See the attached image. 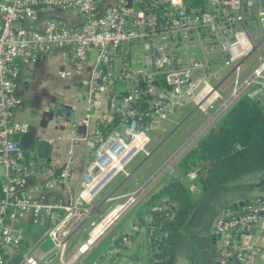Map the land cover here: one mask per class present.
<instances>
[{
	"label": "built area",
	"instance_id": "built-area-1",
	"mask_svg": "<svg viewBox=\"0 0 264 264\" xmlns=\"http://www.w3.org/2000/svg\"><path fill=\"white\" fill-rule=\"evenodd\" d=\"M46 6L76 8L85 19L72 24L48 18L42 29L22 24ZM258 24L264 29V9L258 8L256 0H0V249L22 243L20 214L32 213L37 219L44 213L48 219L45 239L50 245L45 250L37 247L24 252L19 264H52L56 259L72 264L145 189L147 183H137L129 192L109 194L104 201H119L104 212L95 203V197L117 175L131 177L127 165L140 152L151 154L147 146L155 137L154 129L165 131L163 124L171 115L191 103L207 118L158 173L239 97L258 101L264 113V55L249 31ZM57 47L69 49L64 64H71L76 72L84 69L93 52L96 60L84 83L89 105L83 119L74 124L73 146L80 139L78 126L92 118L100 121L92 132L79 188L69 202L55 197L42 201L20 191L19 183L41 173L48 161L28 156L13 139L30 128L27 121L14 118V109L21 103L16 92L20 74L16 59L28 62ZM136 49L143 51L141 68L133 66ZM252 54L259 63L246 72L245 63ZM106 88H110L107 113L101 117L95 112L96 102ZM73 171L70 158L41 186H66ZM169 173L176 176L174 168ZM187 176V190L196 191L197 170H190ZM178 207L168 196L158 205L166 219L173 217ZM96 211L98 218L93 219ZM145 220L151 224L153 214H147ZM262 221L264 199L259 197L219 211L213 227L222 245L220 264H227L230 255L238 264H264V246L250 247L246 236ZM138 229L137 224H131L120 231L115 242L129 246L133 231ZM79 230L86 237L79 239L66 259L70 239ZM146 230L150 241L155 230L152 226ZM149 259L150 264H169L158 253L150 252ZM0 264H7L1 252Z\"/></svg>",
	"mask_w": 264,
	"mask_h": 264
},
{
	"label": "crops",
	"instance_id": "crops-1",
	"mask_svg": "<svg viewBox=\"0 0 264 264\" xmlns=\"http://www.w3.org/2000/svg\"><path fill=\"white\" fill-rule=\"evenodd\" d=\"M256 2L258 8L264 9V0H256ZM48 18L66 23L79 24L84 21L85 16L76 8L46 6L40 8L22 24L31 29H42ZM249 31L255 43L258 45L259 53L264 55V29L258 24V26L255 25L250 27ZM68 52L69 49L57 47L28 62H23L19 58L16 59V63L20 67L16 92L21 99V103L14 109V118L27 121L30 124L29 130L21 134L17 142H19L28 156L45 158L48 161V166L44 168L41 173L22 180L18 187L21 192L42 201H47L49 198L55 197L61 199L63 202H69L73 198L79 188L81 176L85 169L86 159L90 153L92 132L97 122L100 121V118H92L88 123L78 126L77 135L80 139L77 145L73 146L74 124L83 119L84 112L89 105L84 83L96 66V60L95 53L94 55L91 54L90 60L84 69L80 72H76L71 64H64ZM254 66L255 64H246V72L251 71ZM64 71H69V73L62 76L61 72ZM109 91L110 88H106L104 92L100 93L99 97H97L95 112L100 114L101 117L107 113L106 105ZM80 97L83 99H80ZM193 111L194 109L190 111L186 117ZM70 158H72L74 163V171L66 186H56L53 189H46L41 186L44 179L49 177L52 172L58 171L63 163ZM155 165L156 163L148 168L144 180L147 179L148 174L153 170ZM184 171L185 169L183 166L181 173L178 174L175 172V174L176 176H181L184 184L187 185L189 183V178L187 176L188 172L184 173ZM161 172L158 173L157 171L154 174L155 177ZM131 173V177H125L116 189H118L127 178L133 177L134 171H131ZM150 178L147 179V181L150 180ZM171 178L172 175L168 171V174L160 181L156 191ZM154 179L148 182L146 181V187ZM133 181V189L136 188L137 183L141 184L138 180ZM197 184L198 187L196 191H187L192 199L197 200V205L177 234L175 249L173 250L175 252L174 264H220L222 260V245L213 227L215 217L219 211L225 206L241 200L258 197L264 199V171L245 175L242 178L224 185V187H219L211 195L209 194L210 196H204L203 189L198 183V180ZM145 189L143 191H145ZM131 190L122 191L121 193ZM153 194L146 197L143 202L144 207H142V205L138 207L125 227L115 231V236L113 238L114 243L120 244L119 242H115L120 231L124 229L128 230L129 226L134 223L139 226V229L133 231V240L136 233L144 229L147 235V244L149 243L146 226L143 224L142 216H146L145 209ZM231 195H235V197L231 198ZM141 211L144 213H141ZM19 224L24 231V239L21 244L6 248L5 259L7 264H19L24 252L31 251L37 247L45 250L50 245V242L45 239L48 219L44 213H41L37 219H34L32 213L20 214ZM185 225L186 227H184ZM84 236H86V233L83 231L79 230L75 232L70 239V243L71 240H75V242H72L69 246L71 254L76 250L79 239ZM246 236L250 247H263L264 221L254 226ZM95 244L83 255H90ZM131 244L129 246H131ZM193 260H195L194 263ZM146 264H150L149 252H147ZM227 264H238V262L235 257L230 255L227 257Z\"/></svg>",
	"mask_w": 264,
	"mask_h": 264
},
{
	"label": "trees",
	"instance_id": "trees-1",
	"mask_svg": "<svg viewBox=\"0 0 264 264\" xmlns=\"http://www.w3.org/2000/svg\"><path fill=\"white\" fill-rule=\"evenodd\" d=\"M180 164L184 166V173L197 170L204 196L245 175L264 171V113L258 101L239 97L187 150ZM187 191L181 176L172 177L153 194L145 209V215L153 214V222L148 225L142 216L143 224L155 230L148 243L149 255L158 253L168 263L177 234L197 205V200ZM164 196L179 203L175 215L168 219L158 208Z\"/></svg>",
	"mask_w": 264,
	"mask_h": 264
},
{
	"label": "rangeland",
	"instance_id": "rangeland-1",
	"mask_svg": "<svg viewBox=\"0 0 264 264\" xmlns=\"http://www.w3.org/2000/svg\"><path fill=\"white\" fill-rule=\"evenodd\" d=\"M94 55V52L92 53ZM134 61V68H141L143 51L136 49L132 55ZM259 63L255 54H252L246 61L245 65ZM227 73L225 70L222 74ZM231 77L227 79V84L230 82ZM218 80H213L214 84H217ZM80 99H83L80 97ZM236 102L233 101L229 108ZM194 109V105L188 103L184 108L180 109L177 113L171 115L163 124L165 131L161 128L154 129V136L151 143L147 146V149L151 152L149 156H146L143 152H140L128 165L127 168L130 171H134L132 178H127L125 182L118 188L116 187L121 183L125 177L123 175H117L112 181H110L95 197L96 205H100V212H104L105 209L116 201H104L109 194H119L122 191L131 190L134 188V181L138 180L140 183H145L147 179L152 177L174 154L187 142V140L193 135L206 121V115L199 109L194 111L186 117V115ZM215 123V122H214ZM212 123L206 127L196 139L190 143L185 149L178 153L171 162L170 166L166 167L155 179L149 183L145 191L141 193L137 201L124 211L121 218L111 226L105 233V235L98 240L95 246L91 250L90 255H83L79 259L75 260L72 264H146L148 244L147 235L144 229L136 233L135 238L131 246H126L118 243H114L115 231L122 229L133 217V214L142 205L144 207V201L146 197L151 196L159 186L163 177L168 174L171 168L175 169V172L180 174L183 170V165L180 164V158L187 152V150L194 146L196 142L201 139L210 127ZM156 163L153 170L148 174L147 179L144 180L148 168ZM116 189V190H115ZM98 218V211L93 214V219ZM86 237V236H84ZM75 240H71V243ZM70 243V244H71ZM71 255L70 250L67 251L65 258H69ZM52 264H61L56 259Z\"/></svg>",
	"mask_w": 264,
	"mask_h": 264
},
{
	"label": "water",
	"instance_id": "water-1",
	"mask_svg": "<svg viewBox=\"0 0 264 264\" xmlns=\"http://www.w3.org/2000/svg\"><path fill=\"white\" fill-rule=\"evenodd\" d=\"M19 137H20V134H15V135L13 136V139H14L15 141H17V140L19 139ZM222 187H224V186H222ZM212 193H213V192H212ZM212 193H210V195H211ZM210 195H209V196H210ZM233 197H235V195H231V198H233ZM244 201H245V200H241V201L235 202L234 204H235V205L238 204V203H239V204H242ZM184 227H186V225H185ZM0 252L3 254L4 257L6 256V249H5V248H1V249H0ZM194 261H195V260H193V263H194ZM174 263H175V252L173 251L172 254H171V257H170L169 264H174Z\"/></svg>",
	"mask_w": 264,
	"mask_h": 264
}]
</instances>
